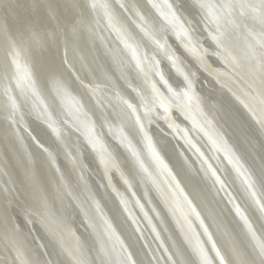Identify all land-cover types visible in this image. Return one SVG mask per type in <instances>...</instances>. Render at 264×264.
Masks as SVG:
<instances>
[{"label": "bare ground", "instance_id": "bare-ground-1", "mask_svg": "<svg viewBox=\"0 0 264 264\" xmlns=\"http://www.w3.org/2000/svg\"><path fill=\"white\" fill-rule=\"evenodd\" d=\"M5 1L7 0H0V23H7L9 33L0 32V40H2L0 43L3 44L4 40L10 39H15L17 43H20L19 35L24 31L23 26L20 25L21 19L19 18L22 16L26 20L34 23L35 30L39 34L40 39L44 40L40 36L41 27L54 26L51 14L50 12L48 13L51 9L47 7V4L43 0H13L10 3L11 6L7 8L4 7ZM139 1L141 3L143 2L142 0H122V2L129 6L130 10L128 12L119 8L117 0H107V3H110V5L117 10L115 14L119 23L123 25L124 28H127L137 40H140L147 51L153 52L155 46L150 40L143 38L142 34L139 33L133 25L137 18H135L136 16L133 14L130 6L135 4L137 6L136 10L144 13L142 9L145 5L140 6ZM160 1L162 0H157V2H159L158 6L159 8H163L162 13H166L168 4L165 1L167 0H164L162 3ZM171 1L173 4H182L180 15L185 27H187L190 32L191 44L196 45L195 43L197 42H203L206 46L205 50H207L206 55L210 57L212 62L217 64L220 71L224 74L227 73L233 76L235 87L237 86L236 84L239 83L246 86L245 79L247 78L248 65L245 60L247 54L245 50L248 51L246 46L252 43L241 40L242 34L238 36L240 40L227 41L230 50L233 49V55L239 60L237 70L236 68L233 69L226 64L225 61L223 62L211 54L217 47L210 37V33L214 32L215 27L211 22H203L204 20L202 19L200 10L194 6L195 1L191 7L182 0ZM60 2L63 7L74 3L72 0H60ZM81 2H83V0ZM59 4V1H57L56 4L49 5L59 8L61 6ZM13 9L19 10L22 13L12 15V12H14ZM27 9H30V11ZM27 12H34V15H29ZM95 13L102 16L101 20H97V23H94L95 26L93 23H87L83 16L77 21L76 25H74L76 34L74 36L71 35V38H69L70 31L68 32V30L65 29L63 31L64 38L67 37V40H92V43H95L93 40H108L103 36V33H106L107 36L105 37H112L113 35L117 40L118 37L116 32L109 29L106 25L103 19V12L98 11ZM128 15H131L133 18ZM31 17L34 19H31ZM95 19H97V16H93L91 21ZM131 19H134V21ZM234 19L239 22V17H235ZM146 20L153 23L156 21L153 17L149 18L148 14L146 15ZM252 21L254 20L250 17H244V26L241 28L243 29L246 27L248 23L251 24ZM163 22L165 23L164 27L163 25L154 24L156 29L153 34L158 38L173 36L174 30L169 29L170 26H168L165 20ZM136 24H138V22ZM16 25L19 26L17 27ZM105 27L108 28L109 32L105 31V29L102 31ZM81 37L83 38L81 39ZM117 41H119V39ZM250 41H255L257 43L258 40ZM21 47V58L28 60L26 64L20 62V64L22 63V69H26L32 75L33 79L37 80L42 89L43 96L47 94H50V96L54 95V80L63 79L72 85L74 95L83 96L86 100L84 92L81 90L83 88L81 87L80 89L78 87L76 83L78 81H76L72 73H70V75L73 78L69 77L71 79L67 80L63 77L61 78L62 75L60 74V77L57 76L56 72L49 69L41 70L42 67L40 64L42 61L36 59L34 50L29 44H23ZM180 50L184 58L181 69L183 72H188L195 81L197 75L200 73L202 74V72L195 69L187 51L184 49ZM234 50L238 52L240 56L236 55L237 53H234ZM9 52L10 48L6 43L0 46V69H3L9 63L11 59ZM89 53V57L94 63L91 65L86 64L87 66L85 67L88 69L87 71L93 69L101 71V68L105 65L114 79L119 76V73H116L115 68H113L109 56L102 53L100 59H95L96 57L93 56L91 52ZM163 53L162 51L156 52V57L160 61V68L163 65V70L168 76L169 83L173 88H176V86L183 81L182 71L172 69L170 67V62L165 58V54ZM68 58L70 62L69 66L72 67L71 65H73L74 68L72 69H74L75 74L84 81H87L88 74L81 59H79V57H74L72 54L68 56ZM45 63L46 61H44L43 65ZM240 67H243L242 71H239L241 70ZM75 68L77 70H75ZM239 72H241V74ZM133 75L135 76V74ZM156 80L159 83V78ZM209 80L207 88L204 87L203 84L199 85L197 89L199 104H197L196 100H193L190 113L185 114L189 118L186 119L184 116H181L176 110L175 114L176 118L180 120V124L185 125L191 137L197 144L199 143L198 146L200 151L203 153L205 152V154H207V151L213 152L215 157L219 158L216 159L217 162L213 159L210 160V158L209 161L224 177L225 171H222L218 165H220L221 168L226 166L230 170H232V165L228 163V160L222 155L221 151H217L216 147L213 146L211 138L220 131V129L228 131V128H234V124L227 119L229 116V104L226 100H230V105L233 106L234 109L237 108L239 112H241L243 118L249 120H252V118L245 109L243 110V106L237 99V92L235 90L233 91L230 87L220 84L219 81L212 76L209 77ZM100 81L107 83L104 76L100 78ZM116 82L119 90L135 103V94L130 89L126 88L123 81L117 80ZM78 83L80 84V82ZM161 90L163 91L164 89L162 88ZM215 92L222 94L220 96L223 97V101L220 100V96ZM103 94L104 93L101 92L102 96ZM108 94L112 95L111 85H109ZM0 96H2V85H0ZM49 111H51V109H49ZM100 111V109H98V111L94 110L91 112V116L96 120L98 131L103 133L102 143L106 146L109 154L113 156V159L118 162V170H114L112 174L113 182L118 192L111 190L110 186L106 184V178L101 168L102 166L99 163L98 153L85 146V140L79 133H65V136L57 141V137H55L52 130L48 125L42 123L41 121L43 119L37 118L35 113L25 115L27 124H23L19 128V131L10 128L8 122L4 120L3 115L0 114V186L6 185L11 187L16 193V199L19 201V204L21 206L25 205L31 201L28 185L25 183V173L26 171H31L35 174L40 185L48 194L49 201L53 206L52 213L45 212L46 214H44L43 219L37 217L31 224L20 222L21 227L19 232L11 237L6 236L3 231L0 230V264H76L69 253L77 252V250L82 258L87 261V264H101L102 259L108 261V264H121V262L126 260L128 254L131 255V261H134L135 264H173V261H175L176 264H190L191 261L196 259L188 248L189 243L187 239L179 230L172 227L170 224L172 223L171 217L164 212L165 207L157 192V186L164 188L165 181L168 178L164 170L153 160L146 142L143 140L142 136L135 131L129 119L128 123H126L127 130L125 129V131L129 134V138L132 140L137 150H135L137 155L134 156V151L131 152V150H126L125 142L122 144L121 140L117 139L118 134H115L114 128L110 133L107 127L102 126ZM202 111H206L207 114L211 115L212 120L203 116ZM190 114H192L193 119ZM53 115L55 118V114ZM197 120H200L203 126L207 128L208 132H210L209 136H206L201 127L194 126L193 121L197 124ZM219 120L225 122L228 127L226 130L221 126ZM162 123L163 121H158L159 126L157 127L156 124H153L149 130L155 147L160 155L165 158V163L169 164V168L172 170L173 174L180 180L181 186L192 199L193 203L202 211L204 207H202L195 191L203 187V181L200 176H193V169L199 167L197 156L194 154L193 149L186 148L181 142L180 135L178 134L180 131L174 133L173 130L168 127L166 128L165 124ZM218 126H220V129ZM159 127L164 129L165 132H170V134L168 135L165 132L162 133ZM257 129V125H255V128L251 127L252 133L255 134ZM32 137H35L36 140L43 144L44 147L48 149V153L42 151L37 143L34 145L33 142L35 141ZM227 138L228 135L226 139ZM227 140L228 144L233 146L232 148H236L234 138L230 137ZM76 142L81 146L79 150L75 148ZM259 144L261 152L264 153V144L260 142ZM40 151H42V155L39 154ZM77 151L83 153L78 162L68 163L63 160L62 157H65L66 153L72 157V154ZM182 152L183 155H181ZM49 153H51V155H49ZM241 155L243 156V154ZM242 156L241 158L243 160ZM183 157H186L190 164H192V168L188 167ZM244 157L246 158V155ZM52 159H60V161H62L60 165L62 167V172L65 174L66 178H69L73 183L64 182V180H62L60 187L56 185L55 181L58 180L60 176L55 171ZM82 159L85 161L84 166L80 164ZM137 160H142L144 162L145 167L148 169L146 173L139 168ZM74 165L80 167L81 173L76 171V166ZM130 170L133 171V175L128 178L130 179L132 187L128 188L118 176V173L124 172L125 175H127ZM228 178L230 180V183L227 181L229 191H232V186L240 185L239 179L234 175L233 178ZM133 192L135 196L132 195ZM145 192H147V196H145ZM119 195L123 196L121 199L125 198L124 200L128 202L129 212L123 211L124 206L120 204ZM149 198L152 200L151 203L148 202ZM137 199L144 205L143 211L136 206L135 200ZM213 199H215V201L213 200L214 207L208 211V214H205L204 221H207L210 225V230L215 235L217 244L224 250L225 256L229 259V264H231V260L233 259L231 250L234 245L226 239L225 232L229 230V227H227L229 224L233 225V218L227 213L226 206L222 203L221 199H216L215 196ZM153 209L156 211H153ZM145 212H147L150 220L145 218ZM156 212H159L160 215L157 216ZM216 216L223 220L222 224L224 225H221L222 228L214 223V217ZM132 218L135 220L137 218V225L140 230L135 229ZM109 224L111 225L112 233L111 238L107 239L108 234L106 233V229ZM69 225L73 227L72 233H69ZM130 230L132 234L129 232ZM156 233L159 234V238H157ZM121 242L125 246L126 252L121 248ZM224 244L227 245L226 248ZM102 245L103 249L101 248ZM113 245L115 248H113ZM137 245L141 248V251L138 250ZM17 249L20 250L19 255ZM165 249H167V251H165ZM169 257H171V259H169Z\"/></svg>", "mask_w": 264, "mask_h": 264}, {"label": "snow or ice", "instance_id": "snow-or-ice-1", "mask_svg": "<svg viewBox=\"0 0 264 264\" xmlns=\"http://www.w3.org/2000/svg\"><path fill=\"white\" fill-rule=\"evenodd\" d=\"M148 3L152 7H156L152 0H148ZM117 4L125 12L130 10L129 6L122 0H117ZM194 6L200 10L203 20L215 25V31L210 33V37L217 47L211 54L223 59L233 69L238 67L239 60L230 50L227 36L230 34L231 29L244 26V17L246 16L252 20H258L261 26L264 27V0H235V2L234 0H195ZM47 7L52 11L56 10L53 5H47ZM130 7L133 14L140 21L137 28L142 37L150 40L155 46L153 52L147 51L142 42L137 40L119 23L112 5L107 3V0H83L82 3H71L65 6V10L70 11L72 15L70 27L76 25L77 21L85 14L102 11L107 27L116 32L119 42L123 46L121 49L122 55L113 59L116 72L119 73V76L115 79L108 71L103 73L107 81L103 85L94 81L85 82L79 76L76 77L87 93V100L83 96L74 95L72 85L63 79L54 80V95L50 99L43 96L37 80L33 79L26 69H22L20 64L21 46L28 41L35 42L39 35L35 31L32 21H24L22 25L24 31L19 35L20 43H17L15 39H10L9 56L11 59L3 69H0V85H2L0 114L8 122L9 127L14 128L16 131H19V128L24 124L25 115L35 113L37 118L44 120L57 139L63 138L65 133H79L85 140V146L98 153L99 163L103 166L110 185L113 171L118 170V162L113 159V156L109 154L106 146L102 143L103 133L98 131L96 120L89 114L88 103L90 101L94 107L101 110L100 119L103 127H107L110 133L113 131V127L121 132L122 144L125 139L124 125L130 119L135 131L146 142L153 160L164 170L168 178L165 181L164 188L157 186L159 196L173 215H176L179 211L183 222L187 223L189 228H191L189 217L194 216L203 229V235L207 237L211 245L214 259L204 247L203 241L197 238L195 243L192 244V254L196 259L191 261L190 264H214V260L218 261V264H229V259L226 258L212 239V234L200 217L192 199L189 198V195L181 186L180 180L173 174L159 151H157L149 131L153 124L159 126L158 121L166 122L174 132L180 131L175 118L172 116V111L176 110L181 116L186 119L189 118L185 114L190 113L193 100H196L199 104L195 82L190 74L183 72V81L176 88H173L160 68V61L156 59V52H164L171 66L180 71L178 57L169 52L170 46L167 44V37L158 39L147 27L144 15L136 10L137 6L132 4ZM181 7L182 4L169 3L167 12L162 13V15L167 23L175 29L177 38L185 41L186 45L191 48L190 32L185 27L180 15ZM235 17H239V22L234 19ZM73 30H75L74 27ZM0 32L9 33L6 22L0 23ZM45 35L48 36L49 34L45 33ZM57 35L58 33H52L51 39L55 40ZM260 37L257 44L249 46L245 56L248 72L245 79L246 90L242 93L245 99L240 100V103L255 120L261 132L264 133V31L260 33ZM203 53L206 54L207 50H203ZM201 59L202 62L207 63L206 55H202ZM156 77H159V83L155 79ZM117 80L123 81L126 88L135 94V103L119 90ZM109 85H111L112 95L108 94ZM101 92L104 93L103 97L99 95ZM53 114H55V118ZM114 121L118 123L114 125ZM193 124L200 127L195 121H193ZM183 132L186 138L187 130L185 129ZM32 139L42 151L48 153V149L43 144L35 137H32ZM211 139L213 146L216 147L217 151L224 153L228 163L232 165L236 175L241 179V195L248 201L256 214L255 220L242 210L241 205L237 202V197L229 191L226 178L213 166L209 158L205 157L203 152L191 140H188L187 143L194 150L199 164L198 168L193 169V176H200L207 181L213 195L219 196L224 193L227 203L232 205L235 214L243 222L247 244L232 248L231 255L233 259L231 264H264V163L261 164V174L258 176L246 166L241 156L228 144L222 133L217 132L215 138ZM128 143L130 146L131 141ZM80 147V144L76 142L75 148L79 150ZM68 155L66 153V156ZM82 155L81 151L73 153L72 162H78ZM133 155L136 156L137 154L134 152ZM181 155L183 154L181 153ZM216 159L219 158L216 157ZM185 162L187 163V158H185ZM137 164L143 172L148 171L142 160H137ZM188 167L192 168V164L189 163ZM55 171L60 172L58 165L55 167ZM131 175H133L132 170L127 175L121 172L123 182L128 188L132 187L128 178ZM62 180L63 176L61 174L59 179L55 181L58 187L61 186ZM25 183L28 185L31 201L22 206L16 199V193L11 187L0 186V230L9 237L19 232L20 222L31 224L37 217L43 219L48 208V194L42 188L34 173L26 171ZM132 195L135 196V193L133 192ZM145 196H147V192H145ZM148 202L151 203L150 198ZM120 204L124 206L123 211L129 212L126 200L121 199ZM135 204L143 211L144 205L140 203L139 199L135 200ZM153 211L156 210L153 209ZM156 215L159 216L160 213L156 212ZM144 216L148 218L147 212L144 213ZM148 219L150 220V218ZM132 223L137 224L138 221L133 219ZM106 233L108 234L107 239H110L112 233L110 224L106 229ZM157 238H159V234H157ZM101 248L103 249V245ZM113 248H115L114 245ZM121 248L126 252L122 242ZM17 253L20 254L19 249H17ZM69 255L72 256L76 264H87V261L82 258L78 250L69 253ZM129 262L135 264L134 261H131L130 254L121 264H129ZM101 264H108V261L102 259ZM173 264H176V262L173 261Z\"/></svg>", "mask_w": 264, "mask_h": 264}, {"label": "water", "instance_id": "water-1", "mask_svg": "<svg viewBox=\"0 0 264 264\" xmlns=\"http://www.w3.org/2000/svg\"><path fill=\"white\" fill-rule=\"evenodd\" d=\"M12 1L13 0L5 1L4 2V7H7V8L10 7L11 6L10 3ZM43 1L47 5L56 4L57 1H59V3H60L59 5H61L60 0H43ZM72 1L74 3H76V4L82 3L81 2L82 0H72ZM142 1H143L142 3L139 1V4H140V6L145 5L144 8L142 9L144 11V13H142V14L144 15L145 19H146V15L148 14L149 18L153 17L156 20L155 21L156 24L163 25V27H164L165 23L163 21L165 19H164V16L162 15L163 8L162 7L159 8V6H158L159 2H157V0H152V3L156 5V7H152L148 3V0H145V1L142 0ZM182 1L185 4H187L188 6L191 7V6H193L195 0H189L190 3L188 2V0H182ZM160 2L162 3V2H164V0H162ZM165 2L167 4H169V3L173 4L171 0H167ZM28 8H29V6H28ZM64 8L65 7H63V5H61L59 8H57L55 6V9H56L55 11H52V10L48 11V13L50 12V14H51V19H52V22H53L54 26L53 27H51V26H42L41 27V35L40 36L44 40H41L39 35H38V37H37L35 42L28 41L27 43H25L26 45L29 44V46L34 50V53H35L34 56L36 57V59L42 61V63L40 64V66L42 67V68L40 67L41 70L42 69L43 70L44 69H49V70H51L53 72H56L57 76H59V74H60V75H62L61 78L63 77L64 79H67V80H70L73 77L76 79L77 75L75 74L74 69H72V68H74L73 65H71L72 67L69 66L70 62H69L68 56H71V54H72L76 58L79 57V59H81L83 65L85 67V66H87L86 64L91 65L92 63H94L92 61V59L89 57V55H90L89 52H91L93 54V56L96 57L95 59H97V58L100 59V57H101L100 55L102 53H105L106 56H109L111 58L110 60H111L112 66H113V68H115V65L113 63V59L122 55L121 49L123 47L122 44H120V42L117 41L118 39L116 40V38L113 35H112V37H105V36H107V34L103 33L104 38H106L108 40H101V39L93 40V41H95V43L94 42L92 43V40H67L68 38L67 37L64 38V35H63V31L65 29L68 30V32L70 31L69 38H71V35L74 36L76 34V32H75V30H73V27H75V26L70 27V23H71V20H72V15L70 14V12H67ZM113 10H114V12H117V10H115L114 8H113ZM28 11H30V9ZM18 13H22V12L19 11V10L18 11L14 10V12H12V15L13 14H18ZM33 13L34 12H31V13H28V14L29 15L30 14L34 15ZM93 16H97V19H95L94 21H91V18ZM129 17H131V15ZM19 18L21 19L20 20L21 21L20 25H23L24 21H29V20H26L23 16L19 17ZM84 18H85L84 20L87 21V23H89V24L93 23V25H94V23H97V20H101L102 16L98 15V13L90 12V13L85 14ZM131 18H133V17H131ZM31 19H34V18L31 17ZM131 20L134 21V19H131ZM136 21L138 22V24L140 23V21L138 19H135L133 25L135 26V29L140 33L139 29L137 28V24H136L137 22ZM165 22H167V21L165 20ZM155 23L147 21V27L150 29V31L152 33L156 29V27L154 26ZM16 26L18 27L19 25H16ZM168 26H170V25L168 24ZM11 27H13V26H11ZM104 29H105V31L109 32L107 27L103 28L102 31H104ZM169 29L170 30H174L173 31L174 32L173 36H166L167 37V44L170 46L169 52L170 53H174L178 57L179 65H180V71H182L181 66H183V63H184V58H183V56L181 54L182 52H181L180 49H184L189 54V58H190L191 62H193L195 69H197V70L202 72V74L200 73V74L197 75V78L194 81L195 82V86H196V94H197V89H198L199 85L203 84V86L207 88V85H208V83L210 81L209 77L212 76L217 81H219L220 84H223L225 86L230 87L231 90H233V91L235 90L237 92L236 96L240 97L238 99L239 101L242 100V99H245V97L243 96L242 93H243L244 90H246V86H244L243 84L239 83V84H236L237 86L235 87V85H234V81L235 80H233L234 79L233 76H231L230 74H227V73L224 74L222 71H220L218 69L217 64L212 62L210 57L203 53V50H205V48H206V46H205V44L203 42H197V43H195L196 45L191 44V48H190V47H188L186 45L185 41H182L181 39L177 38V36L175 35V29H173L172 26H170ZM54 32L58 33V35H57V38L55 40H52L51 39V34L54 33ZM45 33H48L49 35L46 36ZM82 38L83 37H81V39ZM95 38H97V37H95ZM0 41H2V40H0ZM9 41L10 40H4V43H6L9 46ZM246 41H248V43L251 42L252 44H250V45L257 44L255 41L253 42V41H250V40H244V42H246ZM19 42H20V40H19ZM3 44L0 43V46L3 45ZM250 45L246 46V49H249ZM232 50L233 49H231V51ZM245 51H246V53L248 52L247 50H245ZM234 53H236L235 50H234ZM163 54H165V53H163ZM202 55H206V62H207L206 64L204 62H202V59H201ZM165 58H166V56H165ZM156 59H157V57H156ZM218 59H220L221 61L224 62L223 59H221V58H218ZM27 61L28 60H24V58L22 59L21 56H20V62L26 64ZM44 61H46V63L43 65ZM73 63L75 64L74 61H73ZM112 66H110V67H112ZM170 67L172 69H174V70H177L176 68L171 66V63H170ZM240 68H241V70H239V71H242L243 67H240ZM85 69H86V72L88 74L87 81H85V82L94 81L95 83H99V84L103 85L106 82L100 81V78H102L104 76V74H103L104 71H108L109 74L111 75V72L108 69H106L105 65L101 68V71L94 70V69L90 70V71H87L88 69L86 67H85ZM161 69H162V71L164 73V76L168 79V76H167L166 72L163 70L164 69L163 65L161 66ZM247 69H248V67H247ZM75 70H77V69L75 68ZM115 70H116V68H115ZM236 70H237V67H236ZM235 72H237V71H235ZM70 73H72L73 77L70 75ZM116 73H118V72H116ZM239 73L241 74V72H239ZM182 74H183V71H182ZM69 77H71V78H69ZM157 78H159V77H156V79ZM182 78H184L183 75H182ZM72 81H73V79H72ZM76 81H78V80L76 79ZM78 82H80V81H78ZM78 82H76V83H77L78 87L81 89V85ZM81 90H82V92H84V96H85V98L87 100L88 99L87 93L85 92V90H83V89H81ZM215 93H217V92H215ZM99 95L101 97H103L101 95V93H99ZM217 95L220 96L222 94H220L218 92ZM46 97L48 99L51 98L50 94H47ZM220 100L223 101V97L222 96H220ZM226 101L229 104L228 105V110H229L228 111V115L229 116L227 117V119H229V121L234 124V128H231V127L228 128L224 121H220L219 120L221 126L223 128H225V130L228 128V131H224L223 129L219 128L220 126H218V128L220 129V131H218V132L222 133L224 135L225 139H226L227 135H228V138H230V137L234 138L235 147L236 148H233V149L236 151V153L238 155L242 156L241 154H243V156H242L243 157V162L246 164V166L248 168H250L253 172H255L259 176L260 173H261V164L264 163V153L261 152V148H260L259 142L264 144V133L261 132V130H260L259 126L257 125V123L255 122V120L252 119L253 120L252 121L251 119L249 120L247 118H243L241 112H239V110L237 108L234 109L233 106L230 105V100L228 99ZM88 110H89V114L90 115H91V112H93L94 110L98 111V109L96 107H94L93 104L90 101L88 103ZM243 110H244V108H243ZM202 114L207 119L212 120L211 119L212 116L207 114L206 111H202ZM190 115H191V118H192V114H190ZM172 116L175 118V120H176V122H177V124L179 126L180 133H178V134L180 135V140L185 145V147L186 148H190L188 143H187V141L191 140V142L193 144H195V146L197 148H199V146H198L199 143L197 144V142L191 137V135L189 134V132H188V130L186 128V126L183 125V124H180L181 123L180 120H178L176 118L175 110L172 111ZM41 122L44 123L45 125H47L44 122V120H42ZM116 123H118V122L114 121V125ZM126 123H128V120L125 122V125H124L125 149L126 150H131V152H133V151L135 152L136 149L134 147V144H133L132 140L129 138V134L125 131V129L127 130ZM24 124H27V120H24ZM162 124H165L166 128L168 127L166 122L163 121ZM197 124L202 128V130L204 131L206 136L210 135V132H208L207 128H205L203 126V124L201 123L200 120H197ZM255 125H257L258 129H257V132L255 134H253L252 130H251V127L255 128ZM113 128L115 129V132H116L115 134H118L117 135V139L121 140L120 139L121 132L116 127H113ZM159 129L162 131V133L165 132L164 129H161L160 127H159ZM185 129L187 130L186 138H185L184 132H183V130H185ZM165 133H167L168 135L170 134V132H168V131L165 132ZM55 137H56V135H55ZM212 138H215V135ZM57 141H58V139H57ZM129 141H131V145L130 146H129V143H128ZM227 142H228V140H227ZM33 143H34V145L36 144V142H33ZM229 145L231 146V144H229ZM231 147H233V146H231ZM41 152L42 151H40L39 154H41ZM141 153L143 154L142 151H141ZM221 153L224 156V153L222 151H221ZM182 154H183V152H182ZM203 154H204L205 157L210 158V160L213 159V160L216 161V157L213 154V152L207 151V154H205V152ZM244 154L246 155V158L244 157L245 156ZM62 158H63V160H65V162H68V163L72 162V160H71L72 157L70 155L66 156V154H65V157H62ZM174 158H175V156H174ZM185 158L186 157H183L184 161H185ZM163 159H165V158L163 157ZM52 162H53L54 168L57 165L59 166L60 172L57 173V174L59 176L62 174L64 182L73 183L72 181L69 180V178H66L65 174L62 172V167L60 166L62 164V161H60V159L59 160L52 159ZM189 163L190 162L187 160V164H189ZM80 164H83V166H84L85 161L82 159V162ZM167 165L169 167V164H167ZM74 166H76L75 167L76 171L78 173H81L80 167H78L77 165H74ZM218 167L222 171H225L224 177L226 178V180L229 183H230V180H229L228 177L233 178V175H234L237 179H239L240 185L239 186L235 185L234 187L232 186V191L231 192L233 193L234 196L237 197V202L241 205L242 210H244L246 212V214H249L250 218L255 219L256 218V214L253 212V210H252L251 206L249 205L248 201H246L243 198V196L241 195V191H242V189H241V179L236 175V173L233 170V168H232V170H233L232 171L226 166L223 167L225 170L223 168H221L220 165H218ZM101 168L103 169V166ZM103 172H104V170H103ZM104 175H105V173H104ZM118 176L123 180V178L121 177V173H118ZM105 178H106V175H105ZM201 180L203 181V184H202L203 187L196 189L195 194H196L197 198L199 199V201L201 202L202 207H204V210L202 209V211H201V209H199V207L197 205H195V204L194 205L196 206V209L199 212L200 217L204 220L205 214H208L209 213L208 211H210L214 207L215 199H213V198H214L215 195H213L211 193V191H210V184L207 181L203 180V179H201ZM106 184H108V186H110L111 190L115 189L113 191L118 192V190H117V188H116V186H115V184L113 182V177H111V185L108 183L107 178H106ZM215 197H216V199L217 198L221 199L222 203L226 206V209L228 211V212L227 211L226 212L231 216V218H233L232 219L233 220V223H232L233 225L229 224L227 226V227H229V230L228 231L226 230V232H225L226 239L229 240V242L233 243L234 246H239L241 244H245L246 245L247 244V238H246L243 222L235 214V212H234V210L232 208V205L227 203V198H226L225 194L221 193L219 196H215ZM121 198H123V196L119 195V199L120 200H121ZM151 202H152V200H151ZM162 203H163V206L165 207V211L164 212L167 215H169V217H171L172 223H170V224L172 225V227L174 229L179 230L180 233H182V235L187 239V241L189 243L188 244L189 250L192 252V244H194L196 239L199 238V240L203 241L204 247L209 251V255L212 256L213 259H214V253H212V251H211V245L208 242L207 237L203 235V229L200 227L199 221H197L194 216H191V218L189 217V220L191 221V228H189V225L187 223L183 222V218L180 215L179 211H177L176 215H173L172 212H170L168 210V206L164 203L163 200H162ZM52 210H53V206H52L51 202L49 201L46 213H52ZM46 213H44V214H46ZM221 216L224 217L223 215H221ZM214 218H215V222L214 223H216V225H218L220 227H221V225H224V224H222L223 220H221L219 217L216 216ZM133 219L134 218H132V220ZM136 220H137V218H136ZM178 221H180V222L178 223ZM204 223H205V225H207V227L209 229V232L212 234V239L216 242L217 240L215 238V235L210 230L211 229L210 225L208 224L207 221H204ZM133 226L135 227L136 230H140V228H139V226L137 224H133ZM257 226H259V225H257ZM68 229H69V233L73 232V227L71 225L68 226ZM165 230H167V229H165ZM129 232L132 234L131 230ZM197 234H199V235L197 236ZM190 241H191V243H190ZM216 244H217V242H216ZM224 246H225V248L227 247V245H225V244H224ZM217 247L220 248L218 244H217ZM137 248H138L139 251H141V248L138 245H137ZM220 250L225 255L224 250L221 249V248H220ZM214 264H218V261L214 260Z\"/></svg>", "mask_w": 264, "mask_h": 264}, {"label": "rangeland", "instance_id": "rangeland-1", "mask_svg": "<svg viewBox=\"0 0 264 264\" xmlns=\"http://www.w3.org/2000/svg\"><path fill=\"white\" fill-rule=\"evenodd\" d=\"M203 22H205V20ZM211 24L215 27V25L213 23H211ZM251 24H247V26L244 27L243 29L241 27L231 29L230 34L227 36V41H229V40H240L238 37L240 34H242L241 40H259L261 38L260 33L262 31H264V27L261 26V24L259 23L258 20L252 21ZM209 26H210V24H209ZM214 31H215V29H214ZM236 53L238 56H240L238 52H236Z\"/></svg>", "mask_w": 264, "mask_h": 264}]
</instances>
